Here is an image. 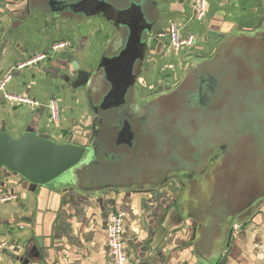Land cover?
Instances as JSON below:
<instances>
[{"label":"crops","instance_id":"1","mask_svg":"<svg viewBox=\"0 0 264 264\" xmlns=\"http://www.w3.org/2000/svg\"><path fill=\"white\" fill-rule=\"evenodd\" d=\"M194 1L157 0L161 19L139 78L143 92L179 81L197 55H213L222 39L252 37L264 26L262 0H208L200 22L191 19ZM23 2L0 0V81L10 76L0 91V132L17 139L32 130L63 144L73 130L88 131L93 118L84 88L72 89L64 79L73 72L68 59L91 72L112 29L100 18L78 22L36 15L15 21L8 11L23 16L19 7ZM171 25L179 28L181 37H193L192 48L172 50L166 34ZM60 42L69 46L52 51V45ZM38 55H46V60L17 68ZM6 94L28 96L40 105H19L4 98ZM52 100L60 112L55 122L48 109ZM3 194L14 199L0 203V243L6 244L0 250V264H115L107 237L111 211L123 213L126 264H203L205 259L195 250L190 224L194 219L182 215L180 202L174 204L166 188L83 192L70 184H51L32 190L19 175L0 168ZM262 243L264 201L232 223L219 257L205 260L264 264L257 248Z\"/></svg>","mask_w":264,"mask_h":264},{"label":"water","instance_id":"2","mask_svg":"<svg viewBox=\"0 0 264 264\" xmlns=\"http://www.w3.org/2000/svg\"><path fill=\"white\" fill-rule=\"evenodd\" d=\"M19 7L23 16L8 11L15 21L36 15L78 22L100 18L112 36L92 74L68 59L75 75L65 81L72 89L86 88L90 129L63 144L32 130L17 139L1 131L0 168L19 175L32 190L72 169L76 180L69 184L78 191L152 190L170 173L194 182L209 155L220 153L212 200L223 203L226 215L238 203L229 190L243 189L240 203L242 193L250 198L239 214L264 195V31L226 38L213 60L189 65L175 92L163 95L173 90L159 88L157 99L141 105L135 87L161 19L155 0H24ZM190 224L195 240L199 223ZM37 242L42 247L41 238ZM205 259L201 262L209 264Z\"/></svg>","mask_w":264,"mask_h":264},{"label":"rangeland","instance_id":"3","mask_svg":"<svg viewBox=\"0 0 264 264\" xmlns=\"http://www.w3.org/2000/svg\"><path fill=\"white\" fill-rule=\"evenodd\" d=\"M155 1L157 3V0H155ZM145 59H147V61L149 60V58H147V56ZM94 69H93V71H94ZM263 87H264V85L262 86V88ZM84 91L86 93V88L84 89ZM175 91L176 90H173V91H170L167 93L163 91L162 93H164L163 95H166V94H170L171 92H175ZM138 94H140L139 91H138ZM157 98L158 97H155V99H157ZM85 132H87V131L83 132V131L76 129V130L72 131L70 136L82 137V134ZM251 150H252V148H248L244 153L246 155H248L251 152ZM216 152H218V150H216ZM213 154H215V153H213ZM213 154L211 153L209 155L210 156L209 159L212 157ZM238 157L239 156H232V158H235V159H238ZM221 158H222V156L220 155L219 158H217L214 161V163L216 165V172H215L216 174L215 175H217V173H218V166L221 163ZM209 159H208V161H209ZM209 162L211 163L212 160H210ZM82 163H83V161L80 163V165H82ZM251 170L252 171L255 170V167L253 165H251ZM202 173L196 172V175L201 177L202 175H200V174H202ZM75 174H76V169L66 171L63 174H61L59 177L54 179L53 181L47 183L46 185L55 184L56 186L58 185V187H61L63 185H67V184L69 185V183L73 179L76 180ZM185 177L188 178L187 176H185ZM203 177H204V179L206 178L205 176H203ZM197 179H199V178H196L194 182H193V180H190L189 183L191 182V184L195 185ZM235 182L238 183L237 180H235ZM204 184L207 186V189H203L204 187L203 188L196 187V189L194 191L191 188H189V191L187 194H182V197H180L179 202H180L182 215L184 217H192L197 221V223H199V227L197 229V237L194 241L195 250L199 251V253L202 254L207 259H214V258L219 257L220 253L222 252L223 247H224V241L227 237V234L230 230L232 223L234 221H236L240 215H243V214H239L240 211L242 210L241 204L245 203L246 201L248 203L250 198H248V197L245 198L244 193H242V196H244V200L240 203L239 202L240 201L239 195L241 194L243 189L241 188L239 194H237V191L229 190V192L231 194L228 196L232 197L233 199H236V201L238 202L236 207L232 209V213H231V217H230L228 214L227 215L225 214V207H224L222 202L216 204L212 200V199H214V197H216V195L214 196V192H213V185L214 184L212 186H211V184H208L206 182ZM148 186H150V184H148ZM196 193H198L200 195V197L202 198L201 200H195L196 199V196H195ZM206 195L209 196L207 199L205 198ZM202 200H203V202H201V203L195 202V201H202ZM260 200L261 201L264 200V195H262L260 197ZM258 201H259V199H257L254 203H252V201H251V203H250L251 206L244 209L243 213H246L247 210L252 211L254 209L253 204H255V206H256Z\"/></svg>","mask_w":264,"mask_h":264},{"label":"built area","instance_id":"4","mask_svg":"<svg viewBox=\"0 0 264 264\" xmlns=\"http://www.w3.org/2000/svg\"><path fill=\"white\" fill-rule=\"evenodd\" d=\"M208 0H195L193 5V15L191 19L196 22L202 21L206 16ZM169 41V45L175 52L183 48H192L194 39L192 36L181 37L179 28L175 25H171L168 32L166 33ZM161 34L159 38H163ZM68 42H60L52 45L51 50L57 51L68 47ZM46 60V55H38L28 62L18 65L17 68H23L27 65L36 64ZM10 80V76L7 75L3 80L0 81V91L5 89L7 82ZM4 98L15 102L19 105L26 106H39V102L28 96L17 95V94H6ZM48 109L50 112V118L53 122L58 121L60 118V112L58 104L55 100L48 103ZM14 197L9 194L0 195V203L8 202L13 200ZM122 219L123 213L119 211H111L107 219V237L108 245L111 255L114 258L115 264H126L127 256L123 249V238H122ZM238 225H234L235 229H238ZM6 246L5 243H0V250ZM260 255L264 257V243L257 245Z\"/></svg>","mask_w":264,"mask_h":264},{"label":"flooded vegetation","instance_id":"5","mask_svg":"<svg viewBox=\"0 0 264 264\" xmlns=\"http://www.w3.org/2000/svg\"><path fill=\"white\" fill-rule=\"evenodd\" d=\"M259 31H264V27L262 28V26H261L260 29H258V32ZM222 40H223L222 41V44H226L227 43V39L226 38H224ZM196 58H197V60H195L194 63L195 62L204 63V62L213 60L214 54L211 55V56H204V55L198 56L197 55ZM144 63H145V65L143 66V71L141 72L140 77L143 74V72H145V68L147 67V63L146 62H144ZM194 63L191 65V70L190 71H192L193 69L196 68V66H195ZM94 68L93 69L95 71L96 68H97V66H95ZM94 71L92 70L89 73L92 74ZM74 72L75 71L72 72V76L69 77V78H72L75 75ZM184 75H183V77H184ZM183 77L179 81H177L176 83H174L173 85H159V86H156L153 90L148 91V92H143V90L141 89V86H139V78H138V81H137V84H136V87H135V97L137 99L136 101L138 103H140L141 105H145V103L153 102L155 100V97H157L158 94H159V93L158 94H154V91H156L159 88H171V90H174V89H176L179 86V84L181 83ZM67 84L70 86V83L69 82H67ZM138 91H139L140 94H138ZM141 102H143V103H141ZM219 156H220V153H215V154L212 155V157L209 159V161L212 160V162L210 163L208 161V163L206 164V167L204 169V172L202 174H200L202 176L201 177L200 176H197L196 177V178H199V179H197L195 185L191 184V182L189 183L190 179L189 178H186L181 173H170L168 175L167 181H165L158 188H155V189L152 188V190H157V189H160V188H164V189L166 188V190L168 192L172 193L171 200L173 201L175 198H178V201H179L180 197H182V194H187L188 193L189 188H191L194 191H195L196 187H198V188H203L204 187L203 189H207V186L204 183L206 182L208 184H211V186L214 184L215 174H216L215 173L216 172V165H215L214 161L217 158H219ZM203 176H205L206 178L204 179ZM144 189H149V187H145ZM195 196H196V199L195 200H201L202 199L198 193H196ZM208 197L209 196L206 195L205 198L207 199ZM203 200L202 201H195V202L196 203H201V202H203ZM260 202H262V201L259 199L257 205ZM256 206H254V209L256 208ZM242 214L243 215H240L236 221L242 220L247 215L246 213H242Z\"/></svg>","mask_w":264,"mask_h":264}]
</instances>
